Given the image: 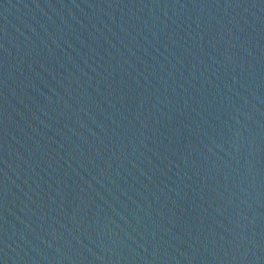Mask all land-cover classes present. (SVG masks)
I'll return each instance as SVG.
<instances>
[{
    "label": "water",
    "instance_id": "1",
    "mask_svg": "<svg viewBox=\"0 0 264 264\" xmlns=\"http://www.w3.org/2000/svg\"><path fill=\"white\" fill-rule=\"evenodd\" d=\"M0 264H264V0H0Z\"/></svg>",
    "mask_w": 264,
    "mask_h": 264
}]
</instances>
